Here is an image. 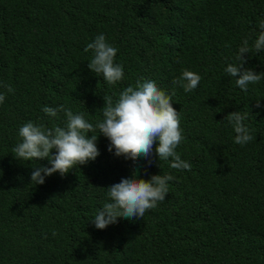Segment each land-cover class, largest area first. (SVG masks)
I'll use <instances>...</instances> for the list:
<instances>
[{
  "label": "trees",
  "instance_id": "obj_1",
  "mask_svg": "<svg viewBox=\"0 0 264 264\" xmlns=\"http://www.w3.org/2000/svg\"><path fill=\"white\" fill-rule=\"evenodd\" d=\"M261 21L264 0H0V264H264V78L244 92L225 72ZM99 34L118 49L116 85L88 68L84 49ZM244 56V68L264 73V51ZM184 70L201 76L187 93L174 83ZM138 80L171 96L185 137L176 151L191 171L159 161L156 144L151 165L117 157L98 134L95 161L31 182L34 167L51 165L14 158L24 123L64 127L63 112L42 111L64 105L95 124L103 97L115 102ZM235 111L254 137L245 146L224 119ZM134 170L172 175L166 199L97 229L107 188Z\"/></svg>",
  "mask_w": 264,
  "mask_h": 264
},
{
  "label": "clouds",
  "instance_id": "obj_2",
  "mask_svg": "<svg viewBox=\"0 0 264 264\" xmlns=\"http://www.w3.org/2000/svg\"><path fill=\"white\" fill-rule=\"evenodd\" d=\"M259 28L261 31L251 47L247 39L239 47L235 57L238 63H230L225 68V72L235 78L236 85L244 92L248 91L250 84H257L264 78V73L257 74L244 68L247 63L245 53L264 51V21L260 22ZM84 51L93 53L88 68L102 76L109 85H116L124 79L123 65L115 61L118 49L108 43L104 34L97 35ZM200 80L199 74L184 70L174 83L180 84L187 93L195 90ZM0 87H4L2 82ZM7 90L13 91L11 86ZM5 99V94L0 93V104ZM103 99V119L95 124L85 119L83 113L74 114L70 108L60 105L56 108L44 106L42 111L53 118L63 112L66 117L64 127L46 128L43 124L29 121L19 128L21 142L12 149L14 158L26 162L47 159L51 165L33 168V184L43 185L46 177L55 173L64 177L77 166L95 161L100 155L97 147L98 134H103L110 141L108 151L112 152L114 149L117 157L123 156L132 161L143 157L151 165L153 161L150 158L156 144L155 155L159 161H169L171 158V168L191 171V164L182 160L176 151L185 139L180 126V113L172 106L171 96L158 88L154 81L138 80L135 86L124 88L115 102L111 96H104ZM256 107H261L259 101ZM246 118L247 114L239 111L224 117L236 133L234 143L241 146L254 139L244 123ZM137 176L138 170H134L130 177H122L118 183L107 188L108 200L92 220L97 229L103 230L117 223L118 218H144L146 212L155 209L166 199L168 182L174 179L170 174L152 175L147 180L138 179ZM52 235L55 236L56 233L53 232Z\"/></svg>",
  "mask_w": 264,
  "mask_h": 264
}]
</instances>
